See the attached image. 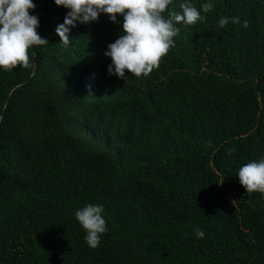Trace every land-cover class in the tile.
Returning a JSON list of instances; mask_svg holds the SVG:
<instances>
[{
    "label": "trees",
    "instance_id": "16d2710c",
    "mask_svg": "<svg viewBox=\"0 0 264 264\" xmlns=\"http://www.w3.org/2000/svg\"><path fill=\"white\" fill-rule=\"evenodd\" d=\"M213 2L124 80L103 55L119 23H76L65 48L67 10L33 0L48 45L0 71V264H264V198L236 177L264 156V0ZM88 203L108 229L96 249L73 215Z\"/></svg>",
    "mask_w": 264,
    "mask_h": 264
},
{
    "label": "clouds",
    "instance_id": "9594fccd",
    "mask_svg": "<svg viewBox=\"0 0 264 264\" xmlns=\"http://www.w3.org/2000/svg\"><path fill=\"white\" fill-rule=\"evenodd\" d=\"M53 4L67 10L63 22L54 30L65 48L70 45L68 33L76 23L95 22L99 15L106 14L110 22L120 24L121 34L107 44L103 55L110 58L107 74L124 80L128 78L125 70L137 79L149 77L175 47L177 25L203 23L214 7L213 0H205L199 10L185 0L176 13L169 11L173 0H53ZM34 8L33 0H0V71L10 72L17 66L34 68L33 50L48 45L47 39L37 32L38 17L30 14ZM229 23L248 27L246 20L224 16L218 19L217 26L224 28ZM228 154L231 155V151ZM236 177L245 193L257 192L264 198V156L243 164ZM103 212L102 205L91 203L73 212L90 249L100 245L102 235L108 230ZM194 234L197 239L204 238V232L198 228L194 229Z\"/></svg>",
    "mask_w": 264,
    "mask_h": 264
},
{
    "label": "water",
    "instance_id": "95a60500",
    "mask_svg": "<svg viewBox=\"0 0 264 264\" xmlns=\"http://www.w3.org/2000/svg\"><path fill=\"white\" fill-rule=\"evenodd\" d=\"M35 67V66H34Z\"/></svg>",
    "mask_w": 264,
    "mask_h": 264
}]
</instances>
